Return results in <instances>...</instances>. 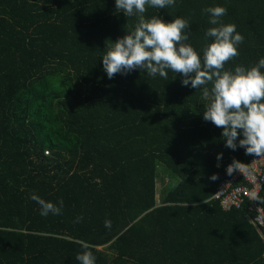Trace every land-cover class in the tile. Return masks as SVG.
<instances>
[{
    "label": "trees",
    "instance_id": "obj_1",
    "mask_svg": "<svg viewBox=\"0 0 264 264\" xmlns=\"http://www.w3.org/2000/svg\"><path fill=\"white\" fill-rule=\"evenodd\" d=\"M217 5L245 38L225 69L254 66L264 0H176L145 19L190 20L185 43L202 58L217 26L202 9ZM137 22L115 0H0V264H80L83 243L96 264H264L248 204L214 198L233 159L254 156L225 147L202 90L171 71L103 70L107 45ZM33 193L63 200L62 213L42 216Z\"/></svg>",
    "mask_w": 264,
    "mask_h": 264
},
{
    "label": "clouds",
    "instance_id": "obj_2",
    "mask_svg": "<svg viewBox=\"0 0 264 264\" xmlns=\"http://www.w3.org/2000/svg\"><path fill=\"white\" fill-rule=\"evenodd\" d=\"M115 4L118 12L135 16L138 22L127 35L107 45L102 62L108 78L136 69L165 80L169 71L182 75L184 86L202 90V99L206 101L203 119L223 129L225 147L244 148L246 155L264 159V58L251 67L237 65L234 70L225 69L228 62L239 56V45L245 39L235 24L222 22L227 8L217 5L202 9L209 14V23L217 26L205 32V38L213 41L203 48L201 58L191 44L185 43L190 38V20L177 17L167 22L156 16L145 19L149 7L165 9L175 6L176 0H115ZM222 157L223 153L218 154L217 160ZM237 170L243 174L245 163L234 158L226 173L231 176ZM210 179L215 181L218 175L213 174ZM30 199L40 206L42 216L62 213L63 200L57 205L35 193ZM82 219L78 217L76 222ZM104 226L111 229V220H105ZM82 248L85 251L78 253L76 260L80 264H96V257L87 250L89 245L83 243Z\"/></svg>",
    "mask_w": 264,
    "mask_h": 264
},
{
    "label": "built area",
    "instance_id": "obj_3",
    "mask_svg": "<svg viewBox=\"0 0 264 264\" xmlns=\"http://www.w3.org/2000/svg\"><path fill=\"white\" fill-rule=\"evenodd\" d=\"M263 189L264 159L254 157L245 164L243 174L237 170L233 175H227L214 198L219 199L225 209H240L248 204L249 210L255 214V224L264 228V208L260 202Z\"/></svg>",
    "mask_w": 264,
    "mask_h": 264
},
{
    "label": "rangeland",
    "instance_id": "obj_4",
    "mask_svg": "<svg viewBox=\"0 0 264 264\" xmlns=\"http://www.w3.org/2000/svg\"><path fill=\"white\" fill-rule=\"evenodd\" d=\"M167 183V180L166 181H163V180H159V183H158V189L160 192H162V190L164 189L165 185Z\"/></svg>",
    "mask_w": 264,
    "mask_h": 264
}]
</instances>
